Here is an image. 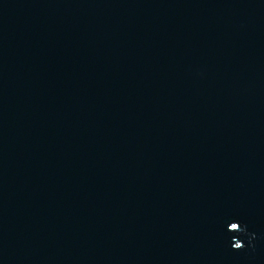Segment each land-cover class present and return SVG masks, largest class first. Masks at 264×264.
<instances>
[{"label": "water", "instance_id": "water-1", "mask_svg": "<svg viewBox=\"0 0 264 264\" xmlns=\"http://www.w3.org/2000/svg\"><path fill=\"white\" fill-rule=\"evenodd\" d=\"M0 264H264V0H0Z\"/></svg>", "mask_w": 264, "mask_h": 264}, {"label": "clouds", "instance_id": "clouds-1", "mask_svg": "<svg viewBox=\"0 0 264 264\" xmlns=\"http://www.w3.org/2000/svg\"><path fill=\"white\" fill-rule=\"evenodd\" d=\"M234 224H235V223H234ZM250 235H251V238H252V239H255V233H251ZM241 246H242L241 243H240V242H237V243L235 244L234 247H235L236 249H239V248H241Z\"/></svg>", "mask_w": 264, "mask_h": 264}]
</instances>
